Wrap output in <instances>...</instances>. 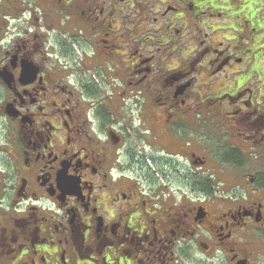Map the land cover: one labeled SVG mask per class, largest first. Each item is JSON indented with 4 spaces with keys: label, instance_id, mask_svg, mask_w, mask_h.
<instances>
[{
    "label": "flooded vegetation",
    "instance_id": "af4514ba",
    "mask_svg": "<svg viewBox=\"0 0 264 264\" xmlns=\"http://www.w3.org/2000/svg\"><path fill=\"white\" fill-rule=\"evenodd\" d=\"M232 1L0 0V264H264Z\"/></svg>",
    "mask_w": 264,
    "mask_h": 264
},
{
    "label": "rangeland",
    "instance_id": "374dc122",
    "mask_svg": "<svg viewBox=\"0 0 264 264\" xmlns=\"http://www.w3.org/2000/svg\"><path fill=\"white\" fill-rule=\"evenodd\" d=\"M232 2V6L235 8L233 12V19L231 21V30L236 36L238 45H241V43H246L243 41V34L246 28H248V30L256 29L257 33L261 32V26H264V0H233ZM248 34L250 35V33ZM252 35L255 36L252 40L254 42L250 41L249 44H246L247 48L249 52L254 54L256 57H263L264 39L258 38L256 33L252 32ZM253 64V62L249 63V65ZM255 64L257 67L254 66V73L252 74L250 72L253 75V78H251L246 86L249 92L252 91L253 93V105H257L260 102L258 99L260 97L263 98L261 101L264 104V77L261 76V73H264V63L259 61L255 62ZM259 93L263 96L259 97Z\"/></svg>",
    "mask_w": 264,
    "mask_h": 264
}]
</instances>
